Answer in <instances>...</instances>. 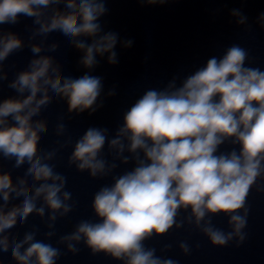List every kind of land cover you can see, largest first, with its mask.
Here are the masks:
<instances>
[{"label": "clouds", "instance_id": "1", "mask_svg": "<svg viewBox=\"0 0 264 264\" xmlns=\"http://www.w3.org/2000/svg\"><path fill=\"white\" fill-rule=\"evenodd\" d=\"M108 2L0 0V26L17 25L21 17L32 21L26 26L27 44L18 33L0 27V90L8 81L16 93L0 98V264L9 252L15 264H57L63 255L78 254L81 244L92 255L102 253L119 264H179L157 255L147 242L186 226L218 248L233 242L238 248L249 237L248 197L253 188L264 192V70L251 66L249 51L239 44L210 56L182 79L173 76L163 88L146 89L114 131L89 126L73 142L60 116L55 146L41 147L49 124L40 117L54 99L64 101L70 119L73 114L93 115L104 107L105 98L116 95L115 86L105 93L104 78L93 72L105 58L108 65H117V45L128 49L134 41L105 30ZM136 2L163 6L171 0ZM229 15L251 31L242 9L232 8ZM255 23L264 29V12ZM52 33L62 35L80 54L81 75L65 74L61 62L47 54L60 48L59 41L48 42ZM25 47L32 58L9 80L4 62ZM226 144L230 150L221 151ZM69 146L68 167L92 179L110 177L111 183L93 194L95 219L79 220L54 245L57 222L78 204L66 188L67 176L54 163ZM3 161L12 162L13 170L23 168V175L14 179ZM33 216L47 229L43 239H37V225L22 236L11 231ZM217 216L227 218V230L213 223ZM173 246L164 244L160 251L167 253ZM176 246L184 256L191 255L187 240Z\"/></svg>", "mask_w": 264, "mask_h": 264}]
</instances>
